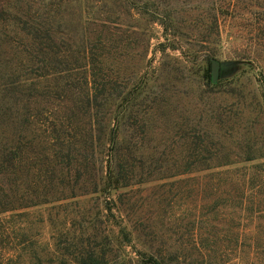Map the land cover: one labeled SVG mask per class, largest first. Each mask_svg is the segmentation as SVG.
<instances>
[{
    "label": "rangeland",
    "instance_id": "1",
    "mask_svg": "<svg viewBox=\"0 0 264 264\" xmlns=\"http://www.w3.org/2000/svg\"><path fill=\"white\" fill-rule=\"evenodd\" d=\"M34 1L54 29L78 25L77 45L96 31L86 16L118 21V73L134 93L122 110L132 115L115 122V150L99 147L97 179L84 170L75 194L0 214V262L76 264L93 248L102 264H146V251L165 264H264V0ZM220 8L218 35L210 16ZM112 156L131 184L106 192Z\"/></svg>",
    "mask_w": 264,
    "mask_h": 264
},
{
    "label": "trees",
    "instance_id": "2",
    "mask_svg": "<svg viewBox=\"0 0 264 264\" xmlns=\"http://www.w3.org/2000/svg\"><path fill=\"white\" fill-rule=\"evenodd\" d=\"M41 7L34 0H0V21L19 19L21 24L8 31L6 24L0 27V214L54 201L73 191L86 173L90 182L97 179L95 155L99 147L108 143L115 150V122L132 115L122 110L124 101L128 110L134 93L124 95L126 87L120 82L118 21L86 16L84 22L93 24L96 31L91 35L82 24L88 35L77 45L72 35L80 36L78 25L67 27V31L54 29L57 20H41L47 14ZM140 10L152 14L155 21L162 20L154 9L144 5ZM225 12L215 9L210 16L218 35L220 16ZM70 41L75 49L64 55V44ZM5 55L9 57L3 60ZM54 104L59 105L54 108ZM49 108L56 110L58 117L51 118ZM67 112L66 122L62 113ZM113 159L104 176L106 192L131 184L125 161H118L114 170ZM100 176L103 181V174ZM92 185L93 190H101L100 182ZM107 208L112 210L111 202ZM101 254L81 248L74 258L76 264H102L105 256ZM143 255L146 264H165L147 251Z\"/></svg>",
    "mask_w": 264,
    "mask_h": 264
},
{
    "label": "water",
    "instance_id": "3",
    "mask_svg": "<svg viewBox=\"0 0 264 264\" xmlns=\"http://www.w3.org/2000/svg\"><path fill=\"white\" fill-rule=\"evenodd\" d=\"M221 61L214 59L212 61V65H211V79L213 82H216L219 77H220V73H221Z\"/></svg>",
    "mask_w": 264,
    "mask_h": 264
}]
</instances>
